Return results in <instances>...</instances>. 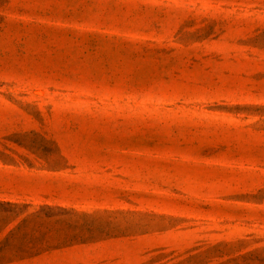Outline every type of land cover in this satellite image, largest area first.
Returning a JSON list of instances; mask_svg holds the SVG:
<instances>
[{
  "label": "rangeland",
  "instance_id": "obj_1",
  "mask_svg": "<svg viewBox=\"0 0 264 264\" xmlns=\"http://www.w3.org/2000/svg\"><path fill=\"white\" fill-rule=\"evenodd\" d=\"M0 264H264V0H0Z\"/></svg>",
  "mask_w": 264,
  "mask_h": 264
}]
</instances>
